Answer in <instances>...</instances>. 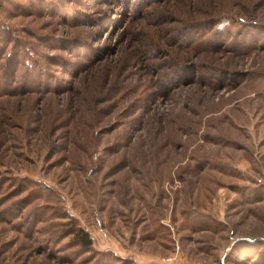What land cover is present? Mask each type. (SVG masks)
I'll return each mask as SVG.
<instances>
[{
    "label": "rangeland",
    "instance_id": "obj_1",
    "mask_svg": "<svg viewBox=\"0 0 264 264\" xmlns=\"http://www.w3.org/2000/svg\"><path fill=\"white\" fill-rule=\"evenodd\" d=\"M0 264H264V0H0Z\"/></svg>",
    "mask_w": 264,
    "mask_h": 264
},
{
    "label": "trees",
    "instance_id": "obj_2",
    "mask_svg": "<svg viewBox=\"0 0 264 264\" xmlns=\"http://www.w3.org/2000/svg\"><path fill=\"white\" fill-rule=\"evenodd\" d=\"M77 241L86 249H90L93 245V242L89 236V234L84 230H79L76 234Z\"/></svg>",
    "mask_w": 264,
    "mask_h": 264
}]
</instances>
